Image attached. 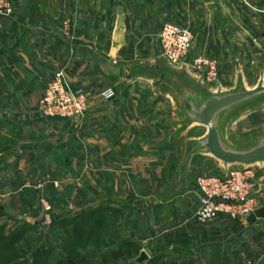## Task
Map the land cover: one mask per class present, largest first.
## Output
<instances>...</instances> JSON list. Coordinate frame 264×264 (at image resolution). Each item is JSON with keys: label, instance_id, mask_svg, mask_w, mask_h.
I'll use <instances>...</instances> for the list:
<instances>
[{"label": "crops", "instance_id": "0c3cea01", "mask_svg": "<svg viewBox=\"0 0 264 264\" xmlns=\"http://www.w3.org/2000/svg\"><path fill=\"white\" fill-rule=\"evenodd\" d=\"M10 2L12 14L0 17V180L87 175V191L101 190L102 209L119 214L120 229L150 230L155 242L188 256L185 262L264 264L263 221L220 217L209 227L194 219L195 178L218 175L222 165L194 151L205 135L182 140L201 126L187 123L170 93L264 86V0ZM166 23L192 34L190 57L215 63L218 87L165 63L158 37ZM57 72L90 96L79 119L39 112ZM105 91L113 93L108 101Z\"/></svg>", "mask_w": 264, "mask_h": 264}, {"label": "rangeland", "instance_id": "374dc122", "mask_svg": "<svg viewBox=\"0 0 264 264\" xmlns=\"http://www.w3.org/2000/svg\"><path fill=\"white\" fill-rule=\"evenodd\" d=\"M8 3L12 14L10 0ZM254 83L256 80L248 83L249 88ZM227 134L232 145L249 144L264 135V102L243 110L233 118L228 124ZM203 135H206L205 128L193 127L182 140ZM32 170L31 166H26V172L32 174ZM66 170L64 166L59 173L64 175ZM256 170L260 182L259 195L264 204V164L256 166ZM40 173L36 172L28 182L22 179L12 183L0 180V228L4 226L0 230V264H6V259L10 258V264L17 260L16 264H32L33 255L46 249L47 259L41 258L37 264H140L138 259L142 254L146 256V261L141 264H214L212 258L199 263L192 260L185 262L189 260L188 256L182 259L177 252H172L177 247L165 248L162 243L155 242L150 230L143 229L134 235L128 227L120 229L119 214H107L102 209L106 203L100 195L101 190L93 187L94 190L87 191L89 180L86 179L89 176L85 175V179L75 175L70 179L56 180L48 172L42 177ZM105 199L109 204L117 203L111 195ZM80 215L82 219L76 218ZM42 220H45L43 229L40 226ZM61 220L68 223H59ZM226 221L236 223L239 220L226 218ZM123 240L129 243L122 246ZM261 242L264 244V238ZM120 252L123 258L116 259ZM225 259L228 261L227 255ZM243 264L254 262L244 260Z\"/></svg>", "mask_w": 264, "mask_h": 264}, {"label": "built area", "instance_id": "2783aa9c", "mask_svg": "<svg viewBox=\"0 0 264 264\" xmlns=\"http://www.w3.org/2000/svg\"><path fill=\"white\" fill-rule=\"evenodd\" d=\"M10 14L8 0H0V17ZM158 40L160 56L169 67L187 68L205 85L218 87L215 63L200 56L190 57L193 37L188 30L166 23L160 30ZM112 97L111 91L101 94L105 101ZM89 98V94L71 88L63 72H57L39 101V112L46 119H79L87 110ZM256 166L222 165L218 175L196 177L194 219L206 224L220 217L245 220L253 214L259 205L260 182Z\"/></svg>", "mask_w": 264, "mask_h": 264}, {"label": "water", "instance_id": "95a60500", "mask_svg": "<svg viewBox=\"0 0 264 264\" xmlns=\"http://www.w3.org/2000/svg\"><path fill=\"white\" fill-rule=\"evenodd\" d=\"M170 93L187 123L206 129L205 137L197 143L194 151L206 154L223 166L251 167L264 164V135L252 143L232 145L227 138V127L239 112L264 102V86L251 90L238 88L229 92H183ZM247 223L264 222V205L247 218ZM43 229L45 220L40 222ZM146 261L142 254L138 263Z\"/></svg>", "mask_w": 264, "mask_h": 264}, {"label": "trees", "instance_id": "16d2710c", "mask_svg": "<svg viewBox=\"0 0 264 264\" xmlns=\"http://www.w3.org/2000/svg\"><path fill=\"white\" fill-rule=\"evenodd\" d=\"M76 218H78V219H82V215H80V216H78V217H76ZM84 218V217H83ZM73 220H75V219H73ZM66 221V220H65ZM64 220H61L59 223H63V224H65V223H68V222H65ZM68 221V220H67ZM79 221V220H78ZM56 223H58V222H56ZM3 227L4 226H2L1 228H0V230H2L3 229ZM68 239H70V237L68 236L67 237ZM129 243V241H126V240H123L122 241V246L125 244H128ZM130 245V244H129ZM9 247V245H7L6 246V248H8ZM121 249H122V247H121ZM121 251V250H120ZM46 252H48L47 251V249L46 250H43V251H41V252H39V253H35L34 255H33V260H32V264H37L38 263V261H39V259H47V257H48V254L46 253ZM119 253V252H118ZM117 253V256H115V258L116 259H120V258H123V255H121V252H120V254H118ZM9 257H11V256H9ZM9 257H7V258H9ZM11 259V258H10ZM10 259H6V264H10L9 262H10ZM63 262H66V260L64 259H61ZM17 261H19V260H17ZM17 261H13V263L14 264H16V263H18ZM61 262V261H60ZM12 263V262H11Z\"/></svg>", "mask_w": 264, "mask_h": 264}]
</instances>
